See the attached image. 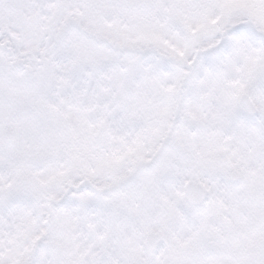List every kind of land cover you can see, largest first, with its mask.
Returning a JSON list of instances; mask_svg holds the SVG:
<instances>
[{
    "label": "snow or ice",
    "instance_id": "6c2138e0",
    "mask_svg": "<svg viewBox=\"0 0 264 264\" xmlns=\"http://www.w3.org/2000/svg\"><path fill=\"white\" fill-rule=\"evenodd\" d=\"M0 264H264V0H0Z\"/></svg>",
    "mask_w": 264,
    "mask_h": 264
}]
</instances>
